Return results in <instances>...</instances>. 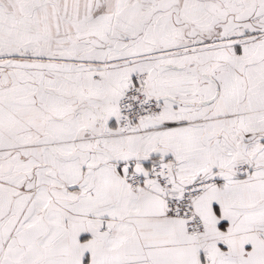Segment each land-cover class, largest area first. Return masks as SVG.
<instances>
[{
  "label": "snow or ice",
  "instance_id": "6c2138e0",
  "mask_svg": "<svg viewBox=\"0 0 264 264\" xmlns=\"http://www.w3.org/2000/svg\"><path fill=\"white\" fill-rule=\"evenodd\" d=\"M0 264H264V0H0Z\"/></svg>",
  "mask_w": 264,
  "mask_h": 264
}]
</instances>
